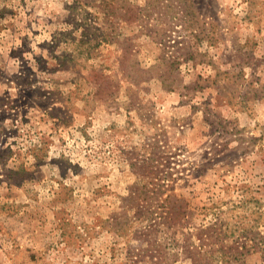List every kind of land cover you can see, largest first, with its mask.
Wrapping results in <instances>:
<instances>
[{"label":"rangeland","instance_id":"rangeland-1","mask_svg":"<svg viewBox=\"0 0 264 264\" xmlns=\"http://www.w3.org/2000/svg\"><path fill=\"white\" fill-rule=\"evenodd\" d=\"M0 264H264V0H0Z\"/></svg>","mask_w":264,"mask_h":264}]
</instances>
